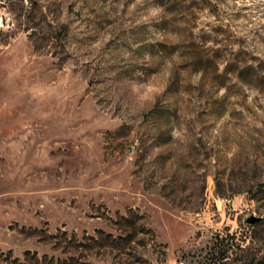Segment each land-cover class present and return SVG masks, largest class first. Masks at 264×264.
<instances>
[{
  "label": "rangeland",
  "instance_id": "1",
  "mask_svg": "<svg viewBox=\"0 0 264 264\" xmlns=\"http://www.w3.org/2000/svg\"><path fill=\"white\" fill-rule=\"evenodd\" d=\"M0 17V264H264V0Z\"/></svg>",
  "mask_w": 264,
  "mask_h": 264
},
{
  "label": "trees",
  "instance_id": "2",
  "mask_svg": "<svg viewBox=\"0 0 264 264\" xmlns=\"http://www.w3.org/2000/svg\"><path fill=\"white\" fill-rule=\"evenodd\" d=\"M191 58H193V60L200 59L201 58V54H198V53L192 54ZM218 68H219V62H215V69L217 70ZM228 72H229V65L226 67V70H225V73H228Z\"/></svg>",
  "mask_w": 264,
  "mask_h": 264
},
{
  "label": "built area",
  "instance_id": "3",
  "mask_svg": "<svg viewBox=\"0 0 264 264\" xmlns=\"http://www.w3.org/2000/svg\"><path fill=\"white\" fill-rule=\"evenodd\" d=\"M7 26H8L7 21L3 17H0V32L6 29Z\"/></svg>",
  "mask_w": 264,
  "mask_h": 264
},
{
  "label": "water",
  "instance_id": "4",
  "mask_svg": "<svg viewBox=\"0 0 264 264\" xmlns=\"http://www.w3.org/2000/svg\"><path fill=\"white\" fill-rule=\"evenodd\" d=\"M261 219H262V217L252 215L248 218V221L251 223H256V222L260 221Z\"/></svg>",
  "mask_w": 264,
  "mask_h": 264
}]
</instances>
